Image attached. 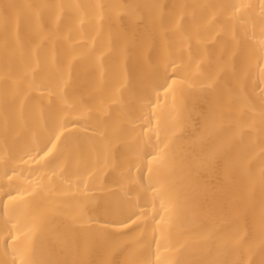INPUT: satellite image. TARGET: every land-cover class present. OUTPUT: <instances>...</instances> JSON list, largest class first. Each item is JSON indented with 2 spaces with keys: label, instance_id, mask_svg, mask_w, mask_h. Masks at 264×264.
Segmentation results:
<instances>
[{
  "label": "bare ground",
  "instance_id": "obj_1",
  "mask_svg": "<svg viewBox=\"0 0 264 264\" xmlns=\"http://www.w3.org/2000/svg\"><path fill=\"white\" fill-rule=\"evenodd\" d=\"M0 264H264V0H0Z\"/></svg>",
  "mask_w": 264,
  "mask_h": 264
}]
</instances>
